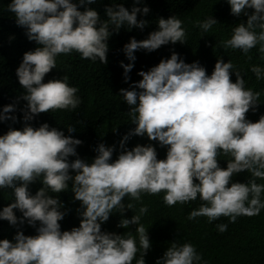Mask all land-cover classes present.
<instances>
[{
	"label": "clouds",
	"instance_id": "clouds-1",
	"mask_svg": "<svg viewBox=\"0 0 264 264\" xmlns=\"http://www.w3.org/2000/svg\"><path fill=\"white\" fill-rule=\"evenodd\" d=\"M232 15L247 16L246 23L237 24L231 37L222 41L224 48L240 49L247 53L259 44L264 53V0H226ZM96 0H10L8 10L15 23L25 30L29 41L37 45L23 53L15 69L24 94L19 98L26 103L21 109L25 121L21 129L9 128L0 135V189H11L14 199L0 209V220L16 226L18 221L36 227L35 235H24L17 230L13 239H0V264H145L144 254L150 248L147 230L139 223L147 211L139 208L138 215L121 218L118 227L135 225L136 239L131 234L121 235L101 231L113 209L122 214L126 196L139 200L142 193L164 192V202L171 206L177 202L204 201L191 211L188 219L206 216L211 222L221 215L234 222L239 215L253 216L264 208L261 193L264 184L255 179L247 183L233 182L232 177L248 171L253 178L264 179V115L256 122L246 119L249 109L255 110L258 92L245 88L244 79L233 71L231 61L217 59L211 74L198 62L185 63L177 53L139 71L138 82L128 90L120 89L122 100L129 107L131 123L135 125L119 141L122 151L112 160L113 146L100 143L94 149L91 161L81 159L76 146L78 139L65 136L63 131L42 123L33 127L31 121L42 112L56 109H74L80 100L77 88L68 85V77L43 82L45 74L56 68L59 54L77 52L81 58L106 63L107 40L121 27L143 29L146 21L137 20V13L146 15L147 6H133L129 11L122 4L106 6L101 19L90 7ZM140 0H135L139 4ZM251 8L249 15L246 11ZM168 12L170 10H167ZM217 21L209 16L198 27L208 32ZM260 31L257 32L256 29ZM182 21L175 15L157 20V29L147 38H130L122 51L129 63L121 62L124 79L133 67L134 51H153L168 43H185ZM251 72L259 80L264 68L252 66ZM235 73L232 82L230 74ZM14 104L0 109V121H16ZM76 129L67 126L69 133ZM133 135L146 136L160 146H167L164 159H157L153 145H135L130 150L125 142ZM81 140V141H80ZM220 152L232 159L226 167L218 165ZM76 157L69 162V157ZM71 173L74 174H70ZM39 180L42 184L35 194L29 184ZM80 202L77 210L80 220L61 227L63 204L57 196L69 190ZM195 181V182H194ZM14 209L22 213L17 217ZM219 231L226 224L217 225ZM201 256L191 243L171 242L155 264H200Z\"/></svg>",
	"mask_w": 264,
	"mask_h": 264
},
{
	"label": "trees",
	"instance_id": "trees-1",
	"mask_svg": "<svg viewBox=\"0 0 264 264\" xmlns=\"http://www.w3.org/2000/svg\"><path fill=\"white\" fill-rule=\"evenodd\" d=\"M9 3L10 0H0V109L5 105L14 104L15 111L8 115H14L16 121H0V135L6 133L9 128L21 129L25 123L21 109L26 102L19 98L24 94V90L19 85L15 69L21 62L23 53L37 46L34 41L27 39L25 30L15 23L14 14L8 10ZM114 3L122 4L129 11L133 6H147L149 12L146 15L137 13V20L146 21L145 27L143 29L132 27L129 30L125 25L117 32H113L107 40V62L104 64L99 60L81 58L80 54L74 51L69 54H59L56 58V68L45 74L43 82L63 79L67 76L68 85L77 88L75 95L80 103L74 109H56L39 113L27 122L31 126L38 127L42 123H47L50 127L63 131L65 136L78 139L79 135H85L82 143L76 146V152L86 161H91L95 157L94 149L98 144L113 146L111 159L115 160L122 151L119 141L135 127L129 116L130 106L122 100L119 90L122 88L128 90L130 85L141 79L137 74L139 71H148L161 59H167L172 52L177 53L185 63L198 62L209 75L217 59H222L224 62L231 61L234 66L233 71L239 72L244 79L245 88L259 93L255 110L249 109L246 119L256 122L261 115H264V78L258 80L250 70L256 65L264 68V53L259 51V44L247 53L240 49L221 46L222 41L231 37L232 30L237 24L247 21V16L244 14L239 16L231 14L226 0H140L139 4H135V0H96L94 4L79 6V10L83 11L84 7H90L97 11L101 19H106L104 9ZM246 11L250 15L253 10L249 8ZM173 15L182 21L186 36L185 43H168L150 52L144 49L134 51L136 58L132 62V69L127 73L128 80L125 81L121 62L128 64L129 61L122 51L123 45L130 38H135L137 41L147 38L150 32L157 29L159 18L167 19ZM209 16L217 23L205 33L198 27V22ZM256 31L259 32L260 29L257 28ZM234 72L230 74L232 82L236 80ZM67 126H72L76 130L69 133ZM137 144H151L156 150L157 159L165 158L167 146L162 147L157 141L149 140L146 136H131L125 142V147L130 150ZM75 158L70 156L69 162ZM217 159L219 167L225 168L226 162L232 157L220 152ZM70 174L74 173L70 170ZM250 179H255L257 184H264V179L253 178L246 170L232 177L233 182L241 183H247ZM68 183L67 191L49 192V195L57 196L63 204L61 211H65L66 214L58 223L63 222L64 226L80 220L77 211L80 202L73 199V193L70 191L71 181ZM40 187L42 184L39 180L28 186L33 195ZM164 195V192L142 193L138 201L126 196L122 199V203L125 205L131 203L132 208L125 207L122 214L118 209H113L108 220L101 224V231L125 236L131 234L136 239L139 249L136 226L130 224L127 228H121L118 224L121 218L130 219L132 215L139 214L141 206H146L147 211L140 216L139 221L147 230L150 241V248L143 256L145 264H155L171 242L180 245L191 243L201 256L200 264H264V208L257 215H239L234 222H230L229 217L223 215L211 222L206 216L189 220V213L205 202L197 196L195 200L177 202L169 206L163 200ZM260 198L264 201V192L261 193ZM13 199L11 189H0V209L11 203ZM13 211L18 218L22 216L18 210ZM219 224H226L227 229L223 232L219 231L217 228ZM38 226V222L35 226H31L26 221L23 224L18 221L17 225L13 226L6 220H0V239L11 241L18 229L24 235H35ZM60 230L65 231L61 224ZM139 256L138 251L132 264H136Z\"/></svg>",
	"mask_w": 264,
	"mask_h": 264
}]
</instances>
